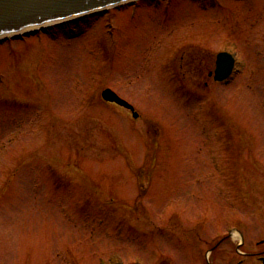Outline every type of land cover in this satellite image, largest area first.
<instances>
[{
    "label": "rangeland",
    "instance_id": "374dc122",
    "mask_svg": "<svg viewBox=\"0 0 264 264\" xmlns=\"http://www.w3.org/2000/svg\"><path fill=\"white\" fill-rule=\"evenodd\" d=\"M252 234L264 0H136L0 41V264H255Z\"/></svg>",
    "mask_w": 264,
    "mask_h": 264
},
{
    "label": "water",
    "instance_id": "95a60500",
    "mask_svg": "<svg viewBox=\"0 0 264 264\" xmlns=\"http://www.w3.org/2000/svg\"><path fill=\"white\" fill-rule=\"evenodd\" d=\"M130 0H0V38L23 31L26 28L63 20L89 13L96 9L116 6ZM234 56L220 52L216 56L214 80H226L234 68ZM101 97L132 111L134 118L138 113L127 101L121 99L113 90L106 88Z\"/></svg>",
    "mask_w": 264,
    "mask_h": 264
},
{
    "label": "flooded vegetation",
    "instance_id": "af4514ba",
    "mask_svg": "<svg viewBox=\"0 0 264 264\" xmlns=\"http://www.w3.org/2000/svg\"><path fill=\"white\" fill-rule=\"evenodd\" d=\"M200 64L203 65L202 62ZM214 64H215V58H214ZM207 76L209 78L213 79V71L212 72L208 71ZM238 179H240V177H238ZM242 179H244V178L242 177ZM229 185H231V183H229ZM237 193H238L237 194V199L241 203L240 206L248 208L249 209L248 210L249 211V213H248L249 218L254 219V222H256V218L261 212V204H260V200H259L258 195L253 194V193L251 194V192H249L247 190H244V187H241L238 190ZM228 195L230 196V197H228L229 199H232V198L236 197V194L234 195V197L230 193ZM245 211H246L245 209L241 210L242 215L245 213ZM257 235L258 234H255V235L252 234V236L250 237L252 239L251 242L254 245L253 249L252 248L251 249H246L244 240H242L241 242H238L235 246H238V248L236 247V249L238 250L237 252L239 254H241L242 256H244V258L248 259L251 256L254 259L253 261L255 262V264H264V248L262 247L264 245V239H258L257 240ZM186 238L189 239V237H187V236H186ZM230 239H231V235H229L228 238H224V239H221V240L222 241L224 240V242H226V241H230ZM221 240L217 239L214 242V244H212L210 246V248H212V249L217 248L219 246V244L222 243ZM186 242H188V240H186ZM69 255H73L74 256V257L70 256V259L73 262L75 260H77L76 254L71 253ZM241 263H242V261H241ZM241 263H238V264H241ZM166 264H172V263L169 260H167ZM191 264H193V262H191ZM228 264H230V263L228 262Z\"/></svg>",
    "mask_w": 264,
    "mask_h": 264
},
{
    "label": "bare ground",
    "instance_id": "6f19581e",
    "mask_svg": "<svg viewBox=\"0 0 264 264\" xmlns=\"http://www.w3.org/2000/svg\"><path fill=\"white\" fill-rule=\"evenodd\" d=\"M130 1H132V0H130ZM125 3V2H124ZM110 7V6H109ZM104 8H102V9H96V10H94V11H92V12H96V11H101V10H103ZM92 12H89L88 14H90V13H92ZM86 13H83V14H81V15H77V16H73V17H70V18H65V19H63V20H56V21H52L50 24H47V23H45V24H41L40 26L39 25H36V26H33V27H30V28H26V29H24V31H21V32H18V33H12V34H9L8 36H6V37H11V36H14V35H18V34H22V33H25V32H28V31H31V30H33V29H37V28H43V27H48V26H50V25H54V24H59V23H62V22H64V21H67V20H71V19H74V18H76V17H78V16H83V15H85ZM28 29V30H27ZM230 235H232L233 237H238V233H237V231L235 230H233V231H231V234ZM219 240H221V239H219Z\"/></svg>",
    "mask_w": 264,
    "mask_h": 264
}]
</instances>
